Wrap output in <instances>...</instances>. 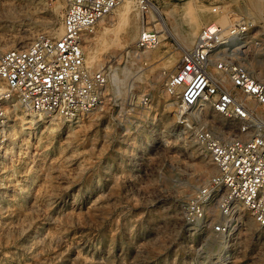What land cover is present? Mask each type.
Here are the masks:
<instances>
[{
  "label": "rangeland",
  "instance_id": "obj_1",
  "mask_svg": "<svg viewBox=\"0 0 264 264\" xmlns=\"http://www.w3.org/2000/svg\"><path fill=\"white\" fill-rule=\"evenodd\" d=\"M184 1L158 0L152 16L154 9L170 10L166 23L179 35ZM231 3L259 22L264 37V0ZM62 7V0H0V43L18 48L11 39L31 34L28 42L36 32L60 27ZM159 31L160 43L148 55L156 58L146 64L144 54L125 67L121 59L118 69L128 73H118V94L110 86L93 114L69 127L31 126L12 137L9 153L0 152V264H209L208 258L211 264H264V229L254 223L245 221L249 235L237 234L227 259L219 246L212 256L207 244L190 245L180 205L215 168L174 129L163 82L178 62L179 42ZM123 39L112 47L120 54L135 40ZM138 76L148 81L143 107L128 86Z\"/></svg>",
  "mask_w": 264,
  "mask_h": 264
},
{
  "label": "built area",
  "instance_id": "obj_2",
  "mask_svg": "<svg viewBox=\"0 0 264 264\" xmlns=\"http://www.w3.org/2000/svg\"><path fill=\"white\" fill-rule=\"evenodd\" d=\"M157 1L134 0L139 27L134 42L122 51L123 67L159 44L152 16ZM205 1L213 17L164 74L163 92L172 100L177 134L190 138L215 168L181 203L183 228L190 245L193 240L207 244L212 256L219 246L227 259L237 234L249 235L245 217L264 229V76L256 69L262 29L238 13L231 0ZM62 2L56 37L36 32L23 47L0 49V144L9 127L11 97L26 111L64 119L102 104L115 64L90 70L83 41L122 0ZM147 102L146 94L138 99L141 107Z\"/></svg>",
  "mask_w": 264,
  "mask_h": 264
},
{
  "label": "bare ground",
  "instance_id": "obj_3",
  "mask_svg": "<svg viewBox=\"0 0 264 264\" xmlns=\"http://www.w3.org/2000/svg\"><path fill=\"white\" fill-rule=\"evenodd\" d=\"M183 3L184 4H182L181 8H179V11L181 10L182 12L181 15L184 18V27L182 28L183 29L182 33L179 35L175 32V30L169 28L166 23V18L172 15L171 11L170 10L167 11L164 9L159 11L157 9H154V17L157 20L158 29L164 31L165 36L176 37V39L179 42L177 45V50L179 53L182 50L191 47V45L195 40L196 32L198 28L203 23L207 22L210 19L209 10L207 6H204L205 4L203 6L197 5L193 0H187L184 1ZM220 22L224 23L225 19H220ZM138 27H139V13L136 11L134 0H122V2L110 14L98 20L96 24V28L98 29V31L95 28L96 32L94 31V33L91 36L85 38L83 41L84 58L90 70L99 69L104 64L107 65L108 62H112L113 64H115V66L109 72V76H110L109 83H107L103 89L102 103L105 101L107 97V93H108L107 91L110 90V86L112 87V93L118 94L117 88H118V84L121 81V78L118 76L119 71L120 74L122 73V75H124L125 72H127L126 69L123 67L121 69H118L119 61L121 60V54L119 51L115 50L114 48L119 47L118 44L121 43L123 39L122 37L120 38V36H124L125 37L124 39L130 40V42H132L136 37ZM60 30H61L60 27H56V28L53 27L48 31H45V33L52 37H56L60 33ZM30 35L31 34H28L23 37L15 38L14 40L11 39V40L18 48H20L26 45L27 39L29 38ZM1 41L4 42V43H0V47L3 50L6 47L7 40H1ZM124 41L122 42L124 43ZM261 41L264 45L263 36L261 37ZM154 49L136 55L133 58V61H136L135 60L136 58H140L144 54H145L144 59L146 64L147 61L149 60L150 62L153 61V59H155L156 57L153 55L148 57V55L150 54V51ZM101 58L102 59L104 58L105 61L101 62ZM172 61L173 60L171 58L168 62H166V65L171 64ZM139 62L140 60L138 61V63ZM176 63L173 65V67L176 65ZM163 65L161 67H164ZM259 66H257L256 69L258 70L259 73L262 74L261 64ZM140 77L141 76L135 77L129 82V84L127 83L130 90H132L131 94L133 93V96H135V98H139L143 89L148 85V81L147 82L143 81ZM101 106L102 105H99V107ZM168 106H172V102H170ZM6 112L8 116L9 127L6 132L4 141H2V143L0 144V152H4V155L10 152L14 144L12 137L16 136L19 132L23 133L27 131L31 126L37 124H44L46 128L49 130L54 129L60 124H65L68 126L69 124L75 123L73 121H77L78 119L81 120V116H82V114H78L77 116L71 119H64L54 114L44 115L41 113L29 112L21 108L15 97H11V99L9 100V103L6 106ZM93 113L94 110L86 113V116L91 115ZM13 115H15L17 118L16 119L17 128L16 130H14L13 135L9 137L8 141H6L10 134ZM245 219L249 227L254 225L249 218L245 217Z\"/></svg>",
  "mask_w": 264,
  "mask_h": 264
}]
</instances>
